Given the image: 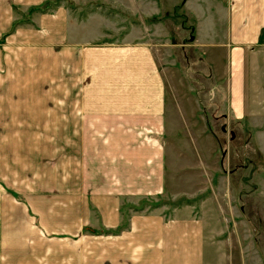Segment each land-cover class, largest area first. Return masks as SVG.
Instances as JSON below:
<instances>
[{
  "label": "rangeland",
  "instance_id": "obj_1",
  "mask_svg": "<svg viewBox=\"0 0 264 264\" xmlns=\"http://www.w3.org/2000/svg\"><path fill=\"white\" fill-rule=\"evenodd\" d=\"M7 1L13 27L0 39L8 46L0 94L13 100L0 99V264H105L100 226L81 236L71 218L72 65L82 49L123 44L132 34L155 49L172 98L167 190L142 209L168 216L205 204L215 238L209 264H264V30L244 40L246 22L233 21L244 6Z\"/></svg>",
  "mask_w": 264,
  "mask_h": 264
},
{
  "label": "crops",
  "instance_id": "obj_2",
  "mask_svg": "<svg viewBox=\"0 0 264 264\" xmlns=\"http://www.w3.org/2000/svg\"><path fill=\"white\" fill-rule=\"evenodd\" d=\"M230 2L244 6L233 21L237 28L246 22L249 31L241 36L253 42L264 30V0ZM9 3L0 0V39L13 27ZM132 36L123 44L82 49L72 65L71 218L76 215L81 236L100 226L105 264H209L215 238L204 218L205 204L199 213L182 206L168 216L165 208L141 207L167 190L164 137L172 98L155 49ZM0 47L1 56L7 54L8 46ZM1 98L12 101L13 95Z\"/></svg>",
  "mask_w": 264,
  "mask_h": 264
},
{
  "label": "water",
  "instance_id": "obj_3",
  "mask_svg": "<svg viewBox=\"0 0 264 264\" xmlns=\"http://www.w3.org/2000/svg\"><path fill=\"white\" fill-rule=\"evenodd\" d=\"M193 40V38H191Z\"/></svg>",
  "mask_w": 264,
  "mask_h": 264
}]
</instances>
